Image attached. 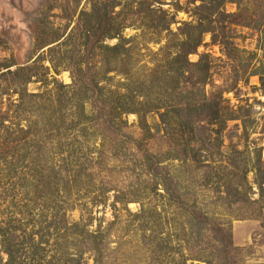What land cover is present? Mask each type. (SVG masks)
I'll use <instances>...</instances> for the list:
<instances>
[{
  "label": "rangeland",
  "instance_id": "rangeland-1",
  "mask_svg": "<svg viewBox=\"0 0 264 264\" xmlns=\"http://www.w3.org/2000/svg\"><path fill=\"white\" fill-rule=\"evenodd\" d=\"M97 1L113 0H0V264L1 232L21 264H264L263 19L252 27L264 0H246L249 25L225 28L231 59L209 33L188 56L210 57L202 91L226 90L223 105L238 118L193 135L186 160L175 159L184 146L158 113L142 123L123 114L111 130L101 100L117 101L132 82L145 87L182 40V23L199 22L201 1L117 0L112 24L124 27L101 44L128 50L107 60L81 42ZM222 10L238 11L230 0ZM228 189L254 202L237 207Z\"/></svg>",
  "mask_w": 264,
  "mask_h": 264
},
{
  "label": "trees",
  "instance_id": "trees-1",
  "mask_svg": "<svg viewBox=\"0 0 264 264\" xmlns=\"http://www.w3.org/2000/svg\"><path fill=\"white\" fill-rule=\"evenodd\" d=\"M200 1L201 4L196 8L197 20L199 22L194 25L191 22L182 23V40L176 43L174 47L175 51L172 55H169V58L166 60V65L156 66L155 70H153V73L149 75L148 80L146 81L147 85L143 87L140 83L132 82L133 86H124L125 91L118 94L119 99L117 101L101 100L102 104L111 110V116H105V121L109 124L111 130H117V128H119L121 116L123 114H136L142 123L145 114L158 113L160 121L165 126L167 125V129L172 130V135L173 133L176 134L177 138L181 140L182 146H184V149H180L183 155L175 157V159L179 158L180 160H186L187 151L193 150V147L189 146V140L193 135L199 132H205L206 130L208 131L211 125L218 127L220 130L223 128L226 121L238 118L237 114H234L232 110L223 105L225 100L221 98V95L223 92H226V90L220 89L208 96L202 91V88L206 86V79L211 70L210 57L208 55H202L197 62L193 63L189 61L188 56L200 45L203 35L209 33L211 34L212 42L224 48V55L227 59H231L234 56V52H237V50L230 46L228 38L225 35V28H228L233 24L249 25L250 20L248 21L246 17V13L249 15L250 12L248 11V1L230 0L237 5L238 11L234 14H228L222 10L226 0ZM261 2L263 1L260 0L259 4ZM120 5V2L117 0L106 3H98L97 1L90 7L89 13H87V15L85 14L87 17L89 16V19L84 21L81 30V37L84 40L82 39L83 41L81 42L84 44L85 50H103L105 52L103 56L105 58L104 60L115 57L120 49H122L123 52H127L128 50L124 49L121 43L112 47L102 46L101 44V40L104 37L115 38L120 36L119 32L124 27V23L116 28L114 24H112L111 18L114 13V8ZM258 7H260L261 12L258 14L257 19H253L254 24H252V27L254 28L262 19L264 22V6L259 5ZM253 11L255 12V8H253ZM213 17H215L217 21V30L214 26ZM261 32L264 36V28ZM80 46L81 45L77 41V53L80 51ZM77 53L76 51L75 53L73 52L70 57V59L73 60L75 68H77V63H80L78 61L79 56ZM74 71L75 70L73 69L71 74L73 83L76 85L81 78L78 74L74 73ZM120 73L125 75L124 72ZM161 77L163 80L158 82ZM260 80L261 84H264V78L262 76L260 77ZM237 81L238 76L236 75L232 80L231 87H234ZM89 90H91V93H95L100 92L101 88H98L96 83H91ZM184 93L191 96H186L184 98ZM182 98H184V101L181 100ZM139 99H142L141 102H139V104L142 105V108H139V104H137ZM95 103L97 104L98 100H96ZM96 104L92 102V105ZM97 105L95 106V109H97L99 114L105 112V109L98 107ZM224 109L227 111L226 115L222 113ZM203 143H205V145L209 144L205 141ZM149 167L150 169L152 168L150 164ZM245 173L246 172H243L242 176H245ZM256 184L260 192H263L264 179L257 181ZM227 187L231 186L227 185ZM228 190L226 198L229 197L232 200V203H235L237 207L242 204H250L251 202H254L250 201L245 193H241L237 189L236 194H231V190ZM176 197L177 196H175V199ZM179 198L180 195H178L177 198L178 203H180L178 200ZM234 217L236 218V216ZM197 221L200 223H206L209 222V218L206 214L201 213L200 217L197 218ZM212 226H214V224ZM1 237L2 252L7 256V261L4 264H21L18 249L13 240L9 239L10 237H6L3 232H1ZM228 252L230 253L229 249L226 250V253ZM197 260L200 261L199 259ZM47 264L51 263L47 262ZM75 264L81 263L77 260Z\"/></svg>",
  "mask_w": 264,
  "mask_h": 264
}]
</instances>
